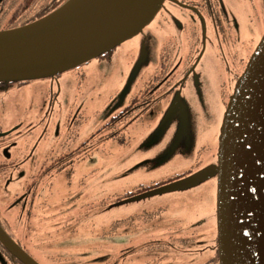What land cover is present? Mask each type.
I'll return each mask as SVG.
<instances>
[{"label":"rangeland","instance_id":"rangeland-1","mask_svg":"<svg viewBox=\"0 0 264 264\" xmlns=\"http://www.w3.org/2000/svg\"><path fill=\"white\" fill-rule=\"evenodd\" d=\"M165 2L140 33L108 51L103 59L94 58L62 72L63 76L51 82L37 79L39 83L34 84V80H26L29 86L5 93L7 96L1 100L0 124L4 128L20 120L28 126L31 122L39 124L44 114L50 125L49 136L58 132L57 140L67 136L70 127L66 124H73L76 119L83 123L77 141L95 134L89 154L75 158L74 172L47 173L39 185V195L33 202L28 200L23 209L11 210L7 205L29 189L30 173L24 181L18 177L10 184L13 197L0 194L5 223L15 239L42 264H213L216 254L205 247L217 240V176L183 188L126 197L139 184L152 185L174 175L178 176L177 182L215 168V142L237 67V60L229 51H234L232 45L223 53L215 44L209 46L207 40L204 54L193 69L199 55L196 48L200 46L187 39L183 27L199 15L172 6L173 12H169ZM225 2L236 22L245 24L243 35L250 39L252 28L246 23L247 11L246 15L244 12L247 1ZM169 38H175L177 44L167 60L166 74L174 84L191 71L185 85L177 87L165 101L133 123L123 120L113 126L111 122L108 129L104 125L159 69L160 50ZM245 46L240 53L249 45ZM165 86L159 80V90ZM54 92L56 102L52 105ZM42 102L46 109L40 111L37 103ZM66 116L71 120H65ZM118 129L115 137L110 135L105 141L106 133ZM38 131L29 136L28 150L38 140ZM101 136L105 142L99 141ZM47 144L43 141L36 154ZM25 150L20 137L13 151ZM33 162L31 158L24 165L29 168ZM52 163L53 158H48L46 164ZM188 170L198 171L179 176ZM31 202L33 208L27 214L24 211ZM148 215L154 217L147 221ZM118 221L122 222L121 227Z\"/></svg>","mask_w":264,"mask_h":264},{"label":"water","instance_id":"water-1","mask_svg":"<svg viewBox=\"0 0 264 264\" xmlns=\"http://www.w3.org/2000/svg\"><path fill=\"white\" fill-rule=\"evenodd\" d=\"M165 1L67 0L34 22L0 30V82L49 78L85 64L140 33ZM212 170L145 194L217 176L219 264H264V35L226 108ZM0 243L24 264H40L1 225Z\"/></svg>","mask_w":264,"mask_h":264},{"label":"flooded vegetation","instance_id":"flooded-vegetation-1","mask_svg":"<svg viewBox=\"0 0 264 264\" xmlns=\"http://www.w3.org/2000/svg\"><path fill=\"white\" fill-rule=\"evenodd\" d=\"M240 1H247L248 7L244 10L245 15L247 11L246 16V23L252 28V32L249 34L251 36L250 39H246L243 35V30L245 29V24L239 25L236 20L233 11L230 9V7L226 4L225 0H166L168 2V11L173 12L170 9V6L174 8H182L185 9V11H188L192 13L195 16L199 17L195 19H191V21H188L184 25L185 31L188 33V40H191V42H194L196 45H199L200 47H197L196 50L199 53L197 59L195 60V63L192 65L194 66L199 60L201 54L203 56V44H206L207 40H210L211 45H216L221 52V50L224 53V50L229 49V46L232 45L234 47L233 50H229L230 54L234 55V58L237 60V67L235 68L233 79H232V85L230 87V92L227 94V98L225 100V106L224 109L226 111V108L228 106V103L230 101V98L232 94L234 93L236 84L242 73L245 71L247 64L249 62V59L253 52L256 49V45L259 44L261 38L264 35V0H240ZM165 2V4H166ZM166 8V6L164 7ZM256 8H260V11H256ZM174 14V13H173ZM173 15H170V19ZM187 18H189L187 16ZM173 21V19L171 20ZM261 31L258 33V29ZM184 32V30H183ZM258 33V35H257ZM208 38H207V36ZM257 35V37H256ZM258 40L256 44H254V39ZM175 38H169V41L167 43L163 44L161 47V53L159 56V63L160 67L159 69H156L153 72V75L151 76L150 81L144 82V84L141 86V88L132 94L130 97L128 103L126 106H124L123 110L119 112L117 115L112 117V120L108 122V124H105L104 126H107L108 129H110V125L112 122V125L116 126L119 121L126 120L127 124H131L134 121H136L140 116H142L144 113H146L149 109H151L154 105L160 104L161 102L165 101L168 96L177 88L180 86L185 85V80L188 78L191 71L187 73V75L179 82L171 83V77H169L166 74V66H167V60H170L173 56V47H176L177 41ZM246 39V40H245ZM245 44H248L247 49L243 51V53H240L241 48L245 46ZM254 44V45H253ZM254 46L255 49H254ZM246 47V46H245ZM146 49V48H145ZM203 49V51H202ZM254 49V51H253ZM252 50V51H251ZM239 51V52H238ZM250 52V54H249ZM240 53V55H239ZM108 52L103 53L97 59L101 58L103 59L104 56H108ZM249 54V55H248ZM248 55V56H247ZM197 65V64H196ZM194 66L196 68L197 66ZM174 74V72H173ZM61 76H63V73L57 74L53 77L44 78L42 81H49L51 82L52 79H59ZM167 79V80H164ZM165 82V87L161 90H159L158 83ZM164 80V81H163ZM29 82H32L29 81ZM29 82H21V83H11V84H4L0 83V103L4 96H7L5 93L12 94V91H15L16 88H22L25 86H29ZM34 84L39 83V80H34ZM59 83V82H58ZM32 84L30 83V86ZM7 89L4 90V89ZM165 89V90H164ZM225 95V94H224ZM56 92H54L51 95L52 105L55 100ZM1 107V105H0ZM69 107H67L68 109ZM37 109L40 111L43 109H46L45 103H37ZM37 112L38 113L40 112ZM224 111V114H225ZM0 114V119L2 118ZM224 116V115H223ZM57 118V116H56ZM68 118L71 120L70 116H66L64 119L66 120ZM42 119V120H41ZM45 119V121H44ZM48 118L44 117V114H41L40 116V123L34 125L32 122L31 125L25 124V121L20 120L21 122H14L10 124L9 126H6L5 128L0 124V194L5 197H13L15 195L13 192V189H9L10 184L20 177L22 181L27 179L28 174L29 175V181L27 183L29 189H25L22 191V193L15 198V200L11 201L7 208L14 210L15 208L21 207L22 209L27 206L28 200H33L36 198L37 195H39V185L41 184L42 180L47 176V173L55 171L58 174L62 173L63 171L71 170L74 172L75 170V161L77 159L84 157L86 154H89L91 148H92V140L95 136L93 133L92 136L87 137L85 140H79L77 141V138L80 137V130L82 128L81 121L78 119L75 120L73 124H66L70 128L67 130V136L65 138H58L57 135L58 132L53 133V136L55 137L54 140L53 136L50 135V125L47 124ZM47 124V126L45 125ZM223 123V121H222ZM25 128L28 130V132L25 130ZM36 130L38 131V140L34 141L35 144L31 146L28 150V138L29 136H32ZM66 131V130H64ZM120 130H113L111 132H108L105 134L104 137L108 139L111 137L110 135H113L115 137L116 133H118ZM221 131V130H220ZM31 133V134H30ZM220 133V132H219ZM220 136V134H219ZM24 139V146L26 148L25 152H16L13 151L14 148L17 147L19 139ZM100 142H105L103 137L98 138ZM57 140V141H56ZM43 141H48V144L45 146V148H42L41 152L36 154L38 151L41 143ZM218 144H219V138L215 142V152L213 154L215 158L216 164L218 163ZM28 150V151H27ZM16 152V154H14ZM48 158H53L52 164H46V161ZM33 158V164L29 166V168L26 166L29 160ZM198 171V170H195ZM195 171L188 170L187 172L180 174L179 176L182 177L184 175L187 176ZM179 177V178H180ZM178 176L174 175L172 177H168L166 179H163L155 184L152 185H145V184H139L135 186L136 188L132 190L126 197L132 198L134 196H137L139 194L145 193L147 191H150L154 188H157L158 186H162L163 184L172 183L173 181L177 180ZM155 186L153 188L145 189L143 191L138 192L139 190ZM32 202L27 209L24 212L27 214H30L32 207ZM1 209V208H0ZM3 212L0 211V225L4 228V230L34 259H36L40 264H42L31 252L28 251V249L21 244V242L17 239H15L14 232L9 228L8 223H5L7 221L6 215L2 214ZM134 217V221L136 220ZM138 217V215H137ZM216 217H217V205H216ZM126 226V224H124ZM216 234H217V240L214 243H209L205 249H211L215 252L216 256L213 259V264H219V241H218V228H217V222H216V228H215ZM212 244V245H210ZM4 261H2L1 260ZM0 264H24L22 261H20L18 258L13 256L1 243H0Z\"/></svg>","mask_w":264,"mask_h":264},{"label":"trees","instance_id":"trees-1","mask_svg":"<svg viewBox=\"0 0 264 264\" xmlns=\"http://www.w3.org/2000/svg\"><path fill=\"white\" fill-rule=\"evenodd\" d=\"M66 1L67 0H0V30L17 28L34 22L51 13ZM21 82L24 81H11L6 83V85ZM153 187L155 186L143 188L138 192ZM157 188H159V186ZM153 217V215H148L146 219L149 221ZM131 219L134 220V217H131ZM132 223L133 222H130L128 224ZM117 224L119 227L122 226V222L120 221H118Z\"/></svg>","mask_w":264,"mask_h":264}]
</instances>
